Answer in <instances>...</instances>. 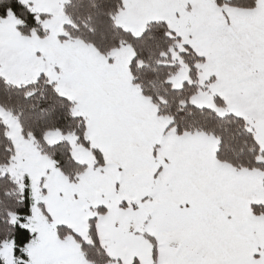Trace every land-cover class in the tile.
Listing matches in <instances>:
<instances>
[{
	"label": "snow or ice",
	"instance_id": "obj_1",
	"mask_svg": "<svg viewBox=\"0 0 264 264\" xmlns=\"http://www.w3.org/2000/svg\"><path fill=\"white\" fill-rule=\"evenodd\" d=\"M61 6L0 0V264H264V0Z\"/></svg>",
	"mask_w": 264,
	"mask_h": 264
},
{
	"label": "rangeland",
	"instance_id": "obj_2",
	"mask_svg": "<svg viewBox=\"0 0 264 264\" xmlns=\"http://www.w3.org/2000/svg\"><path fill=\"white\" fill-rule=\"evenodd\" d=\"M158 15H160V14H158V13H147L141 9H138V10H136V12L134 14L121 19L120 22L126 23L127 27H135L139 31H142L146 27V24L148 23V21L153 20V19H157ZM57 16H58V18L64 16L63 6H61V10H60V12L57 13ZM115 55L118 58V62L122 63L124 65L125 69L127 70L128 64L131 60V50L125 49L122 52H116ZM74 151H75V154H76L78 159H80L82 161L86 160V161L91 162V160H92L91 153L89 151H87L86 149L76 148ZM108 163H109V167H110L111 171L113 173H115L117 160L114 157H109ZM91 172H92V169L89 168L87 170V172L85 173V177H87L88 174H90ZM57 175L59 176V174H57ZM119 178H120L119 175H117L116 179H119ZM89 183L92 186L95 185L94 180H90ZM124 188L129 192L136 191V185L135 184H125ZM107 194L110 196L111 191H108ZM75 226L78 228V230H83L84 232H87L88 227H89L86 219L83 220L82 222L77 221ZM102 234L104 235V237L107 241V238L109 236V232L107 231V227H105V229L102 231ZM76 251H78V249H76Z\"/></svg>",
	"mask_w": 264,
	"mask_h": 264
},
{
	"label": "trees",
	"instance_id": "obj_3",
	"mask_svg": "<svg viewBox=\"0 0 264 264\" xmlns=\"http://www.w3.org/2000/svg\"><path fill=\"white\" fill-rule=\"evenodd\" d=\"M81 0H71L72 5L79 4ZM112 3H115V0H111ZM109 3V0H83V8L80 11V13H76L74 10V7H68L66 9L63 8L64 14L65 12L67 13L68 18H72L74 16H87L88 12H93L95 13L97 11L96 8H93V5H98L101 8H103L105 5ZM94 22H95V17H94ZM148 26V23L146 24V27ZM145 27V28H146ZM92 259L94 260H99L98 257L95 256V254H92Z\"/></svg>",
	"mask_w": 264,
	"mask_h": 264
}]
</instances>
